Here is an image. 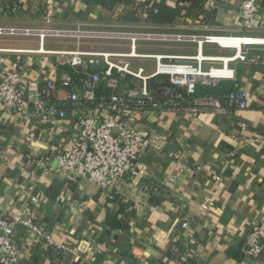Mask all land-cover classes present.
Returning a JSON list of instances; mask_svg holds the SVG:
<instances>
[{
    "label": "crops",
    "instance_id": "1",
    "mask_svg": "<svg viewBox=\"0 0 264 264\" xmlns=\"http://www.w3.org/2000/svg\"><path fill=\"white\" fill-rule=\"evenodd\" d=\"M133 1L156 14L160 10L171 21L153 23L138 9L118 3L106 9L95 0H36L21 7L15 0H0V27L264 38V29H241V0H228L211 11L210 17L192 7L201 0ZM259 1L264 16V0ZM49 2L55 17L48 25ZM77 43L76 39L49 36L42 45L38 37L2 36L0 79L7 71L41 82L58 79L57 57L52 53L74 51L79 48ZM80 45L85 49L88 43L81 41ZM111 51L127 52L124 48ZM144 53L195 57L198 48L194 43L161 44ZM234 54L211 45L202 52L206 58ZM146 64L149 61L134 65ZM221 66L203 63L205 71ZM228 69L233 77L222 82L248 90L250 107L227 116L211 111L142 116L137 128L165 141L166 153L147 150L138 175L110 192L89 181L69 183L46 173L53 149L66 147L77 137L72 120L40 126L6 109L0 100V217L29 207L33 219L47 227L55 244L65 246L61 250L48 247L28 228H19L15 241L21 264H120L123 260L128 264H264V257L253 260L243 253L255 229L264 238V96L260 94L264 65L235 62ZM171 153L181 161L170 158ZM181 164L187 169L182 171ZM33 199L38 203L32 204ZM108 216L121 226L107 225ZM186 221L189 231L182 228Z\"/></svg>",
    "mask_w": 264,
    "mask_h": 264
},
{
    "label": "built area",
    "instance_id": "2",
    "mask_svg": "<svg viewBox=\"0 0 264 264\" xmlns=\"http://www.w3.org/2000/svg\"><path fill=\"white\" fill-rule=\"evenodd\" d=\"M19 7L36 0H15ZM195 0H191L194 2ZM228 0H202L208 11L216 10ZM241 29L261 31L264 16L259 0H241ZM54 8L49 2L46 23L52 24ZM38 37L42 45L47 37L77 40L79 48L74 51L54 52L60 77L41 82L25 78L15 71L5 72L0 79V100L8 110H14L20 118L40 126L57 121H69L78 129L77 137L66 147L56 146L47 160L46 173L59 175L69 183L89 181L103 191L117 190L130 178L134 179L140 169L142 155L147 150L166 153L167 143L158 137L137 128L142 116L151 112L178 111L198 114L211 111L227 116L250 107V92L239 88L221 97L196 96L198 86L216 87L231 79L230 63H242L251 67L264 65V38H253L255 44L232 46L236 36H196L192 34L156 33L132 29L113 31H87L82 29L54 30L51 28L0 27V37ZM102 40L89 48H80L81 41ZM109 41L110 43H104ZM112 42V43H111ZM159 42L167 44L194 43L198 55L164 56L139 52L141 43ZM116 45L126 51H109L107 46ZM207 45L235 51L232 57H203ZM85 46V45H84ZM117 48V47H116ZM43 51V49H41ZM138 61H152L155 70L148 74L144 66H135ZM212 61L222 66L205 71L203 63ZM167 77L170 86L159 90L152 82ZM179 90H184L182 94ZM264 96V91H260ZM181 161V157L168 154ZM56 165H50L51 161ZM181 170L187 169L185 164ZM221 181V178H218ZM32 204L38 203L33 199ZM189 222L182 228L189 231ZM28 228L32 234L48 247L65 249L57 245L43 224L33 219L29 207L6 217H0V264H21V250L15 241L19 228ZM246 257L262 260L264 238L255 229L247 237L243 248ZM120 264H128L126 260Z\"/></svg>",
    "mask_w": 264,
    "mask_h": 264
},
{
    "label": "trees",
    "instance_id": "3",
    "mask_svg": "<svg viewBox=\"0 0 264 264\" xmlns=\"http://www.w3.org/2000/svg\"><path fill=\"white\" fill-rule=\"evenodd\" d=\"M99 5L105 7L106 9H112L117 3L121 4L131 10H137V12H143L149 20L153 23H161L163 21H171L167 19L163 12L158 10L157 14L155 13L154 9L146 8L143 4H136L133 0H95ZM179 1H187V0H179ZM192 7L201 15L210 17L212 13L204 8L201 1H195L192 4ZM142 13V14H143ZM167 19V20H166ZM170 86L167 77H160L157 78L152 82V88L154 90H159L162 87ZM239 89L237 83L234 82H226V83H219L216 87H204L198 86L196 96H214V97H221L224 95L231 94ZM182 94H185L184 90H179ZM107 225L111 227L119 228L121 225L113 219V217H107Z\"/></svg>",
    "mask_w": 264,
    "mask_h": 264
},
{
    "label": "rangeland",
    "instance_id": "4",
    "mask_svg": "<svg viewBox=\"0 0 264 264\" xmlns=\"http://www.w3.org/2000/svg\"><path fill=\"white\" fill-rule=\"evenodd\" d=\"M85 42H87L88 43V46L86 47V48H89L91 45H90V43H94V44H101L103 41L102 40H97V39H91V40H87V41H85ZM110 43L109 41H105L104 43ZM112 43V42H111ZM238 43H240V42H237V45H239ZM161 44H164V45H171V44H167V43H159V42H150V43H148V42H143V43H141V47H140V49H139V52L140 53H143V54H147V53H144V51L146 50V49H149V48H154V47H158L159 45H161ZM208 46V45H207ZM214 49H217V50H219V51H221V50H223V49H220L218 46H216V45H211ZM97 48L98 49V47L97 46H94V48ZM117 47V48H116ZM122 48H124L125 50H127V52H128V49H127V46H122ZM107 49L110 51L111 49H118V46H114V45H109V46H107ZM99 50V49H98ZM154 64V62L151 64V62L149 61V64H148V66H147V64L145 65V67L147 66L148 67V74H150V73H153L154 72V70H155V65H153Z\"/></svg>",
    "mask_w": 264,
    "mask_h": 264
},
{
    "label": "bare ground",
    "instance_id": "5",
    "mask_svg": "<svg viewBox=\"0 0 264 264\" xmlns=\"http://www.w3.org/2000/svg\"><path fill=\"white\" fill-rule=\"evenodd\" d=\"M237 42H240L238 43L239 45L240 44H255V39L253 38H250V37H247V38H240L239 40H234L233 43H232V46H234L235 48H238L239 45H237Z\"/></svg>",
    "mask_w": 264,
    "mask_h": 264
}]
</instances>
